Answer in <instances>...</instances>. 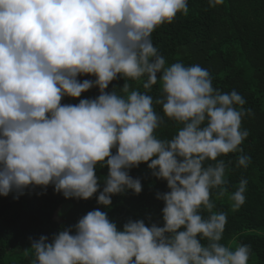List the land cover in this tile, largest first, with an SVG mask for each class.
<instances>
[{"label":"clouds","instance_id":"obj_1","mask_svg":"<svg viewBox=\"0 0 264 264\" xmlns=\"http://www.w3.org/2000/svg\"><path fill=\"white\" fill-rule=\"evenodd\" d=\"M188 13V0H0V196L52 185L65 198L98 193L97 203L111 207L114 195L142 192L130 174L142 163L168 189L156 193L161 220L149 214L121 228L93 209L32 240L24 249L32 264H249L251 245L222 242L228 213L215 210L213 195L227 196L232 211L246 202L247 179L229 192L232 161L223 157L251 163L241 145L253 110L235 89L214 87L207 68L169 65L152 40ZM118 79L125 82L109 91ZM129 80H143L145 91ZM92 88L97 96L62 103ZM165 117L181 125L171 139L156 135ZM98 166L108 169L102 189Z\"/></svg>","mask_w":264,"mask_h":264},{"label":"trees","instance_id":"obj_2","mask_svg":"<svg viewBox=\"0 0 264 264\" xmlns=\"http://www.w3.org/2000/svg\"><path fill=\"white\" fill-rule=\"evenodd\" d=\"M187 16L178 14L171 24L158 27L152 40L168 64L182 61L186 66L199 64L207 68L213 76L214 87L231 92L238 91L246 99L245 108H251L254 115L245 117L242 127L250 135L241 147L252 157L247 168L236 167L240 153H230L223 159L231 160L228 173L229 192L235 191L240 180L247 179L246 202L237 211L231 210V201L225 196L213 199L216 211L228 213V222L223 234V243L233 239L237 243L249 244L254 255L249 264H264V0H224L223 5L209 7L208 0H188ZM79 79H95L81 76ZM123 79L114 80L109 85L122 86ZM133 89H143V80L128 81ZM99 94L98 88L82 93L80 98L64 97L62 103H78L79 99L91 98ZM153 97L161 95L160 85H154L149 93ZM156 111L163 114L162 106ZM166 124L157 129L156 135L171 139L181 125L165 117ZM101 189L107 167H97ZM130 174L140 177L143 190L135 194L112 196V206L97 203L96 195L88 200L65 198L57 193L54 186L30 187L18 199L16 193L0 196V264H32L34 253L24 252L32 240L41 235L49 238L62 227L75 224L87 212L100 208L107 211L111 219L122 228L131 219H146L151 214L154 221L161 220L164 204L156 198V193L168 191L166 181L151 175L146 163L131 169ZM215 191V190H214ZM42 193V194H41ZM72 204L66 219L58 220L57 212L65 204ZM207 243V241H203Z\"/></svg>","mask_w":264,"mask_h":264},{"label":"rangeland","instance_id":"obj_3","mask_svg":"<svg viewBox=\"0 0 264 264\" xmlns=\"http://www.w3.org/2000/svg\"><path fill=\"white\" fill-rule=\"evenodd\" d=\"M72 204L70 203H67L65 205H63L57 212V219L58 220H64L66 219L67 215H68V212L70 210V207H71Z\"/></svg>","mask_w":264,"mask_h":264}]
</instances>
